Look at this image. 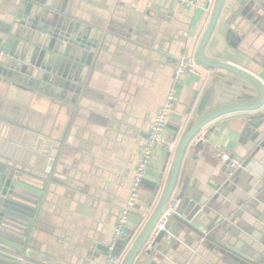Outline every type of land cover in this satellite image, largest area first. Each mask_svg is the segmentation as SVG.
I'll use <instances>...</instances> for the list:
<instances>
[{
	"label": "crops",
	"instance_id": "obj_1",
	"mask_svg": "<svg viewBox=\"0 0 264 264\" xmlns=\"http://www.w3.org/2000/svg\"><path fill=\"white\" fill-rule=\"evenodd\" d=\"M261 1L248 19L238 0H226L206 54L264 80ZM192 2L0 0V129L29 125L34 139L25 149L24 167L38 176L33 182L43 192L30 227L0 233L6 248L28 242L31 252L50 264H103L110 255L115 264L124 262L162 198L202 94L217 79L213 68L197 61L216 0ZM45 26L66 39L60 47L57 40L54 51L48 49L54 36L44 33ZM10 38V54H4ZM58 56L62 61L56 65ZM183 57L197 63L198 73L186 72L176 83L177 60ZM40 72L46 78H38ZM218 72L237 80L236 94L246 85L252 95L217 106L258 98L249 80ZM34 81L39 88L30 85ZM175 84L178 97L167 126L175 147H155L130 215L129 242L111 251L141 147ZM261 113H226L194 138L172 195L178 204L169 228L133 264H264V137L250 151L244 135L247 128L255 129L249 121ZM220 151L248 163L231 174Z\"/></svg>",
	"mask_w": 264,
	"mask_h": 264
},
{
	"label": "water",
	"instance_id": "obj_2",
	"mask_svg": "<svg viewBox=\"0 0 264 264\" xmlns=\"http://www.w3.org/2000/svg\"><path fill=\"white\" fill-rule=\"evenodd\" d=\"M225 3L226 0H216L210 19L197 47V61L206 67L213 68L215 71L212 75L217 77V79L209 83L202 94L200 102L194 112L193 119L191 120V124L177 148L169 181L162 198L122 264H133L136 257L144 249L151 233L165 210L168 208L169 201L178 182L186 150L200 131L214 119L226 113L240 110L259 112L264 106V80L262 78L235 63L224 59L209 58L206 54V47L220 19ZM238 3L240 7L244 6L241 15L251 19L258 12L259 7L256 3L262 4V1L238 0ZM58 27L60 26L58 25ZM54 30V27L48 26H45L43 30L44 33L54 36L48 48L50 51L55 50L54 46L57 40L61 41H59V47L63 41H66L64 35H56ZM13 41L14 38L9 39L4 49V54H10L8 46L12 44ZM76 45L79 46V42H76ZM86 48L91 49L90 47ZM68 50L69 47H67V51ZM42 54L44 56L45 52L41 53V55ZM65 55L69 56L70 53L66 52ZM61 61L62 58L58 56L56 65L60 64ZM37 66L41 65L37 63ZM219 69L234 73L252 82L259 90L258 98L252 102H237L234 104L217 106L218 104H222L226 99L228 100L235 97L237 100H242L252 95L250 90L247 92L248 86L246 85L242 86L243 92L241 94H236L235 90L238 86L237 80H230L226 74L218 72ZM23 70L27 71L26 68ZM43 73L44 72H40L38 78H46V75ZM30 85L39 88L37 81L33 83L30 82ZM38 95L42 94L39 92ZM263 119L264 112L250 119L249 125L255 128L253 131H251L250 128L245 130L244 135L248 142L246 146L250 151L253 150L264 137V129H260ZM33 139L34 138L31 137L29 125H24L22 127L18 124H7L5 128L3 126V128L0 129V233L2 234L11 235L17 231L20 232L21 226L24 224H27L29 227L33 224L35 210L38 208L37 199L39 195L43 193L39 191V184L33 182L38 176L32 175L24 167V159L27 153L25 149L27 147L31 148ZM201 143L202 142H198L197 144L199 145ZM247 163L248 161L243 165L246 166ZM177 204L178 200L176 207ZM168 228L169 224L167 223L165 229L159 232L158 239L166 234ZM128 242L129 240H121L119 244L127 245ZM4 243H7V240L0 235V264H50L44 256L36 252L32 253L28 242L25 244H20L18 242L16 244H11L14 248L13 250L6 248L3 245ZM19 257L22 258L19 259Z\"/></svg>",
	"mask_w": 264,
	"mask_h": 264
},
{
	"label": "built area",
	"instance_id": "obj_3",
	"mask_svg": "<svg viewBox=\"0 0 264 264\" xmlns=\"http://www.w3.org/2000/svg\"><path fill=\"white\" fill-rule=\"evenodd\" d=\"M181 5H190L192 0H175ZM186 72L198 73V66L195 61L186 58H179L177 60L176 69H175V82H179L182 75ZM178 88L177 84L168 92L164 103L162 104L159 111L154 116L151 129L147 132L144 143L141 147V154L138 165L134 171V175L130 187V195L125 202V205L122 209L121 215L115 225L113 242L111 245V251H113L116 245L121 240H126L129 237L128 224L130 220V215L135 208V205L138 201L140 195L142 184L146 178L148 169L153 158L154 149L156 146H162L167 149H173L175 147L174 142L167 136V126L172 114L173 107L177 101L178 97ZM264 112V106L261 109ZM218 157L221 162L227 164L230 168V173L234 174L238 169L243 167V160L231 155L226 151H220ZM177 196H172L168 208L165 210L161 216L158 224L151 233L150 238L146 242L144 249L151 251L153 250L158 243L159 232L165 229V226L168 220L174 215ZM203 240V238L201 239ZM117 258L114 255H110L108 259L103 264H115Z\"/></svg>",
	"mask_w": 264,
	"mask_h": 264
}]
</instances>
